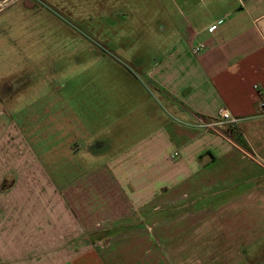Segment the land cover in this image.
I'll list each match as a JSON object with an SVG mask.
<instances>
[{"label":"crops","instance_id":"1","mask_svg":"<svg viewBox=\"0 0 264 264\" xmlns=\"http://www.w3.org/2000/svg\"><path fill=\"white\" fill-rule=\"evenodd\" d=\"M152 2L159 37L135 65L147 58L145 86L166 117L143 140L118 145L127 138L120 116L112 152L76 132L59 152L68 173L57 184L58 151L38 149L47 137L0 112V264H264V192L234 162L264 174V0ZM25 5L0 0V18L30 13ZM24 25L18 41L29 36ZM221 109L239 120L246 146L194 125ZM130 170L134 179H124Z\"/></svg>","mask_w":264,"mask_h":264},{"label":"rangeland","instance_id":"2","mask_svg":"<svg viewBox=\"0 0 264 264\" xmlns=\"http://www.w3.org/2000/svg\"><path fill=\"white\" fill-rule=\"evenodd\" d=\"M30 1L36 5L30 13L16 15L18 7L0 18V112L47 137L38 149L58 151L50 155L57 167L51 174L60 184L68 171L65 155L59 152L63 145L73 146L76 132L85 135L82 144L107 143L112 152L117 117L121 132L127 134L121 146L143 140L160 117L165 119L159 100L151 99L145 86L141 71L148 66L147 58L142 67L135 65L137 55L148 52L152 37H159L161 17L152 0H27L28 5ZM23 19L24 35L29 36L18 41ZM24 53L34 55L33 60L21 59ZM19 70L25 73L17 78ZM6 76L13 83L10 88L2 82ZM224 130L220 133L227 137ZM234 162L235 171L250 176L259 194L264 192L260 168L240 156ZM138 166L146 169L149 164ZM135 174L121 173L128 180Z\"/></svg>","mask_w":264,"mask_h":264},{"label":"built area","instance_id":"3","mask_svg":"<svg viewBox=\"0 0 264 264\" xmlns=\"http://www.w3.org/2000/svg\"><path fill=\"white\" fill-rule=\"evenodd\" d=\"M206 49V45L201 43L197 46L192 47V52L194 55H199ZM262 110H264V103L261 104ZM239 120L234 118L226 109H221L214 119H203L198 118L196 119V123L194 125L196 127H199L201 129L207 130V131H220L223 128L227 127H238ZM177 156V153L172 155V158H175ZM259 165L264 171V160L259 162Z\"/></svg>","mask_w":264,"mask_h":264},{"label":"trees","instance_id":"4","mask_svg":"<svg viewBox=\"0 0 264 264\" xmlns=\"http://www.w3.org/2000/svg\"><path fill=\"white\" fill-rule=\"evenodd\" d=\"M224 133L227 137L232 138L233 140H235L240 145L246 146L245 141L241 137V135H240V133L236 127H227V128H225Z\"/></svg>","mask_w":264,"mask_h":264},{"label":"flooded vegetation","instance_id":"5","mask_svg":"<svg viewBox=\"0 0 264 264\" xmlns=\"http://www.w3.org/2000/svg\"><path fill=\"white\" fill-rule=\"evenodd\" d=\"M24 1H27V0H24ZM25 6H28V7H30V8H34L36 5H34V4L30 1L29 5H28L27 2H26V5H25Z\"/></svg>","mask_w":264,"mask_h":264}]
</instances>
